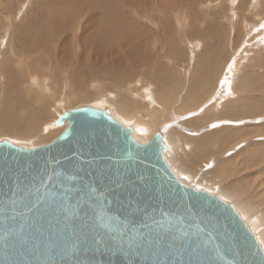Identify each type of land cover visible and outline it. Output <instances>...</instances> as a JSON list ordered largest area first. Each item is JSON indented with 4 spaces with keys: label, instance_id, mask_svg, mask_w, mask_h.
<instances>
[{
    "label": "rangeland",
    "instance_id": "obj_1",
    "mask_svg": "<svg viewBox=\"0 0 264 264\" xmlns=\"http://www.w3.org/2000/svg\"><path fill=\"white\" fill-rule=\"evenodd\" d=\"M80 1L74 0L71 5L65 0H0V104L3 106H0L1 123L3 124L5 113L11 114L12 119L16 116L18 121L25 116H22L18 109L9 107L7 110L5 83L8 79L5 80L11 73H6L3 62L13 64L12 70L15 69L16 72L12 75L16 74L17 77L18 73L28 74L29 70L33 69L38 71L36 84L29 83L28 87L32 88L35 85L34 89H28L29 95L38 98L36 106H41L42 100L47 103L49 110L48 115L43 118L37 131L32 135L25 139H16L12 137L10 131H4L0 133V143L9 141L16 146H26L29 149L51 144L57 141L67 128L68 123H65L61 125L64 129L62 128L58 135L48 134L51 130L53 132L60 130L58 128L61 126L55 125L58 116L66 111L83 107L110 109L115 120H121L117 117L118 113L122 114L121 110L124 115L118 116H123L126 120L131 119L134 113H137L136 117L145 114L141 116L145 119L148 110L145 109L147 101L139 97L143 96L148 100L147 95H150L154 101L163 102L160 106L172 107L170 117L166 116L167 112L161 111L163 125L161 124L162 127L158 130L163 131L165 135L164 143L169 148L164 152V159L172 172L185 185L220 199L219 193L222 194V191H227L230 195L234 192L236 196L233 194L235 196L232 198L233 201L227 198L221 200L233 206L241 217H243L242 213L249 216L254 214L256 216L253 215L254 222L258 223L259 219L264 218V0H137L138 8H134L133 12L128 7H117L116 9L126 16L123 19L124 23L128 24L120 23L123 24L124 29L131 25L128 20L130 16V19L138 21L140 25L138 29L143 27L149 32V35L142 36L145 37L143 40L146 44L149 43L146 45L147 49L143 42L140 43L148 52L147 61L138 60L136 65L131 64L132 66L127 67L120 55L106 60L109 63L108 67L114 69L117 76L102 74L101 69H104V66L98 69L101 73L97 76L93 74L96 70L90 72L91 75H87L88 69L78 65L79 58L85 53L90 54L89 61L93 60L94 53L101 47L97 46V49L89 52L81 44H77L81 50L77 48V55H74L77 45L72 39L82 34L81 31L74 32V29L78 26V19L86 10L85 6L78 3ZM256 2L260 4H257L259 5L257 8H255ZM107 12L102 10L105 16L107 14L106 18H111L112 15L113 18L115 17V13ZM144 12L146 15L143 14ZM54 13L59 15V19L64 18L61 22L65 28L60 27L61 30H58L59 27L49 25V16L54 17ZM102 13L101 16L104 15ZM36 18L41 20L37 22ZM83 23L87 25L85 20ZM110 29L115 35L110 41L117 49L116 44L123 38L122 31L115 32L114 26ZM110 31L108 29L106 32ZM125 31L127 34H133L131 26ZM53 38L57 42L51 40ZM31 42L36 44L41 42L43 45L39 44L40 48L34 46L35 49L31 47L33 52L29 50L30 46L22 48L23 45ZM127 47L124 42L120 46V52H124ZM24 49L30 51L29 56L20 54V50ZM72 54L75 57L70 56ZM38 63L41 70L37 68ZM112 65L113 68L110 67ZM45 69H47L46 74ZM48 77L51 78L50 82ZM44 79L47 80L44 82ZM93 81L96 83L92 84ZM148 85L152 86L147 88ZM25 87L26 85L23 89ZM154 88L155 90H151ZM147 89H150L149 92H145L148 91ZM11 92L18 95L19 90L16 93ZM168 93L172 99L164 104L163 95ZM136 94H139L138 98ZM187 95L191 96L189 100L191 104H187L185 99ZM124 106L127 108H123ZM13 112L16 115L12 114ZM30 116L27 115V121L34 118L33 114ZM125 123L121 124L126 128L134 125ZM224 129L228 133L231 132L232 137L230 133V137L221 140L222 136L218 134L223 133ZM174 133L180 135L176 134L175 137ZM137 142L146 144L141 139ZM252 153H260L261 156ZM252 155L256 156L253 157L255 161L251 158ZM174 158L178 165L186 166L184 169L188 167L186 172L173 170ZM189 160L191 162L188 166ZM205 182L211 185L210 189H203L208 187ZM241 219L246 221L245 218ZM250 220L253 222L252 217ZM245 224L250 229L247 222ZM250 231L255 235L251 229ZM258 243L260 244L259 240ZM260 246L263 250L261 244Z\"/></svg>",
    "mask_w": 264,
    "mask_h": 264
},
{
    "label": "water",
    "instance_id": "obj_2",
    "mask_svg": "<svg viewBox=\"0 0 264 264\" xmlns=\"http://www.w3.org/2000/svg\"><path fill=\"white\" fill-rule=\"evenodd\" d=\"M35 149L0 143V264H264L233 206L167 165L108 109L66 111Z\"/></svg>",
    "mask_w": 264,
    "mask_h": 264
},
{
    "label": "bare ground",
    "instance_id": "obj_3",
    "mask_svg": "<svg viewBox=\"0 0 264 264\" xmlns=\"http://www.w3.org/2000/svg\"><path fill=\"white\" fill-rule=\"evenodd\" d=\"M62 1H64V0H62ZM66 2H69L71 5H72V3L71 2H73L74 0H65ZM80 1V0H79ZM141 1V0H140ZM258 1V0H257ZM137 0H81L80 2H78V3H80V5H82V6H85V8H86V10H85V12H83V14H82V16H80V18L78 19V26H76V28L74 29L75 31L74 32H79V31H81L82 32V34L80 35V37L78 36V37H75L74 39H72V40H74V42H75V44L77 45V44H81L84 48H85V50H87V51H89V52H93L95 49H97L96 47L97 46H101L100 47V50H96V52L94 53V58H93V60H91V61H89V55H88V53H85V55L83 56V57H80L79 58V62H78V65H79V67H81V68H87L88 70L86 71V74L87 75H91L90 74V72L91 73H93V72H95V70H96V72L95 73H93V74H96V76H97V74H99V73H101V72H103L102 74H104L105 76L106 75H110V76H112L113 74H114V76H117L116 74H115V72H114V69H110L109 67H108V62H106V60L108 59V58H115L114 56H118V55H120L121 56V58L123 59V61H125L126 62V66L128 67L129 65H131V64H133V65H136L140 60H143V61H147L148 60V58H149V55H148V52L146 51V49H147V46L146 45H149V43H148V40H147V43L148 44H146V41L145 40H143L145 37H142V36H147V34L149 35V32L148 31H145L144 30V28L143 27H140L141 29H138L139 27H138V21L136 22V21H134V20H132V18L130 19V16H129V19L128 20H130L129 21V23H131V25H129V26H131L132 27V29H133V34L132 35H130V34H127V32L125 31L129 26H127V27H125L126 29H124V27H122V25L123 24H120V23H124L125 21H124V17H126L125 15H123L121 12H120V10L118 11L116 8L117 7H128V8H130L131 10L130 11H134V8L136 9V8H138V4H137ZM143 2V1H142ZM260 2V1H259ZM146 3V2H145ZM151 3V2H150ZM140 4V3H139ZM142 4H144V3H142ZM257 4H259V3H257L256 2V5ZM145 5V4H144ZM260 5V4H259ZM259 5H257L255 8H257ZM147 6V5H146ZM150 6V5H149ZM151 7V6H150ZM155 7V6H154ZM143 8V7H142ZM63 9V8H62ZM154 9V8H153ZM102 10H105L106 12L108 11L109 13H111V12H113V13H115L114 15H115V17L113 18V15H112V17L111 18H106V16H107V14H106V16H105V14L104 13H102ZM129 10V9H128ZM141 10V9H140ZM145 10V9H144ZM148 10V9H147ZM129 11V12H130ZM146 11V10H145ZM107 12V13H108ZM104 14L103 16H101L100 14ZM108 13V14H109ZM113 13H111V14H113ZM55 14V13H54ZM53 14V15H54ZM143 14H145V12L143 13ZM130 15H131V12H130ZM133 15V14H132ZM146 15V14H145ZM57 15L55 14L54 15V17H52V16H49V18H50V26H51V24H53V25H55V27H59V28H57L58 30L60 29V27H64V25L62 24V20L64 19V18H60L59 19V15L56 17ZM110 16V15H109ZM62 17V16H61ZM85 17V18H84ZM119 17H121V18H119ZM146 17V16H145ZM48 18V19H49ZM114 20H113V19ZM139 19L141 18L140 16L138 17ZM147 18V17H146ZM36 19H38L37 20V22H39V20H41V18L39 19V18H36ZM120 19H121V21H123V22H121L120 21ZM86 21V23H87V25H84V23H83V21ZM113 20V21H112ZM42 21H44V20H42ZM45 22V21H44ZM155 22V21H154ZM153 22V23H154ZM46 23V22H45ZM81 24V25H80ZM124 24H126V23H124ZM128 24V23H127ZM126 24V25H127ZM152 24V23H151ZM53 25H52V27H53ZM112 26V27H111ZM113 26L114 27H116V30H115V32H118V33H121V31H122V36H123V38L122 39H120V41L116 44V45H118V48L116 49V47L112 44V42L110 41L112 38H114L115 37V35L113 34V32L112 31H110L111 29L110 28H113ZM140 26V25H139ZM80 27H82V29H78V28H80ZM98 27H100L101 29H99ZM65 28V27H64ZM95 28V29H94ZM92 29H94V30H92ZM109 29V31L110 32H106L107 30ZM58 30H56V31H58ZM61 30V29H60ZM142 31H145V32H143L142 33ZM59 32V31H58ZM73 32V33H74ZM114 32V33H115ZM146 33V34H145ZM79 34V33H78ZM55 35V34H54ZM120 35V36H121ZM57 35H55V37H56ZM125 36V37H124ZM53 37V36H52ZM58 37V36H57ZM66 37V36H65ZM72 37H73V35H72ZM50 39V38H49ZM51 40H53V41H55V42H57L56 41V39H51ZM35 41V40H34ZM68 41V40H67ZM25 42V41H24ZM37 42V41H36ZM44 42V41H43ZM49 42V41H48ZM71 42V41H70ZM124 42L126 43V45H128V47H127V49L124 51V52H120V46L121 45H123L124 44ZM144 43L145 44V46H146V49H145V46L144 45H142V44H140V43ZM39 44H42L41 42L39 43ZM39 44H36V43H33V42H31V43H28V44H25V45H23L22 46V48H24V46L25 47H28V46H30V48H29V50L31 49V47H33L34 48V46H39V48H40V45ZM43 45V44H42ZM78 46L79 45H77V46H75V50H74V55H77L76 53H77V48H78ZM35 47V48H36ZM44 47V46H43ZM34 48V49H35ZM46 48V47H45ZM28 49V48H27ZM47 49V48H46ZM33 49H31L30 51H32ZM36 50H38V49H36ZM78 50H79V48H78ZM81 50V49H80ZM79 50V51H80ZM83 50V49H82ZM84 50V51H85ZM30 51H28V50H26V49H24V50H20V54L21 55H23V56H25V55H27L28 54V56H29V52ZM40 51H42L41 49H40ZM46 51V50H45ZM33 52V51H32ZM31 52V53H32ZM34 53H35V51H34ZM35 54H37V53H35ZM67 54V53H66ZM70 54V53H69ZM70 55V56H74V55ZM32 55V54H31ZM93 54H91V56H92ZM90 56V57H91ZM75 57V56H74ZM152 57V56H151ZM44 58V57H43ZM50 58V57H49ZM65 58V57H64ZM122 59H120V60H122ZM151 59V58H150ZM48 60V59H47ZM59 60V59H58ZM67 60V59H66ZM139 60V61H138ZM77 61V60H76ZM103 61H105V62H103ZM150 61H152V59L150 60ZM37 62V61H36ZM40 62V61H39ZM45 62V61H44ZM4 63V64H3ZM2 63V65H3V67H4V70H6V73L8 74V73H11V74H9V76H7L6 77V80L5 81H7V79H8V81L5 83V85H6V87H5V99H6V107H7V110H9V107L11 108V109H18V111L20 112L21 111V113H22V116H24V117H22L21 119L23 120H19L18 121V118H16V116H15V118H13L12 119V115L10 114V115H7L6 113H5V115H4V117H3V124L1 123V121L2 120H0V133L1 132H7V131H10L11 132V135H12V137H14V138H16V139H21V138H23V139H25V138H27V137H29L30 135H32L34 132H36L37 131V129H38V127H39V125H40V123H41V121L42 120H44L43 118H45L46 117V115H48L47 113H49L48 111V106H47V103H44V101H42L41 100V106H36V103H38V101H37V99L38 98H36V97H34V96H31V95H29V91H28V89H34V87H35V85L34 86H32V88H31V86L30 87H28L29 86V83H31V84H36V76H37V73H38V71H36V70H29V73L28 74H22V73H18L19 75H18V77H17V75L15 76V75H12V73L13 72H16L15 71V69L14 70H12L13 69V67H12V63H6V62H3ZM23 63V62H22ZM73 63V62H72ZM76 63V62H75ZM130 63V64H129ZM71 64V63H70ZM119 64H120V62H119ZM144 64V63H143ZM45 65V64H44ZM115 65V64H114ZM114 65H112V66H110L111 68H113L114 67ZM121 65H122V63H121ZM60 66V65H59ZM101 66H104L105 68L103 69H101L102 71L100 72L98 69H100V67ZM125 66V67H126ZM132 66V65H131ZM239 66V65H238ZM45 66H43V68H44ZM126 67V68H127ZM235 67V66H234ZM29 68H31V67H29ZM32 68H33V66H32ZM36 68V67H35ZM37 68H39L40 69V64L38 63V67ZM42 68V69H43ZM54 68V67H53ZM80 68V70H82ZM39 69H37V70H39ZM118 69H119V67H118ZM131 69V68H130ZM137 69V68H136ZM41 70V69H40ZM46 70L47 69H45V74L47 73L46 72ZM49 70V69H48ZM126 70V69H125ZM132 70V69H131ZM241 70V69H240ZM1 71V70H0ZM119 71L121 72V70L119 69ZM234 71H236V70H234ZM50 72V71H49ZM72 72V71H71ZM81 72H83V70L81 71ZM237 72V71H236ZM235 72V73H236ZM241 72V71H240ZM66 73H68V72H66ZM138 73H139V71H138ZM6 74V75H7ZM42 74H43V72H42ZM42 74H40V75H42ZM76 73H74V75H75ZM92 74V75H93ZM54 75V74H53ZM73 75V74H72ZM84 75V74H83ZM123 75V74H122ZM140 75V74H139ZM43 76V75H42ZM47 76V75H46ZM48 76L50 77V75L48 74ZM78 76V75H77ZM81 76V75H80ZM86 76V75H85ZM48 77V78H49ZM74 77V76H73ZM72 77V78H73ZM76 77V76H75ZM90 77V76H89ZM3 78V77H2ZM40 78V77H39ZM46 78V77H45ZM71 78V79H72ZM130 78V77H129ZM236 78V77H235ZM51 78H49L48 80H49V82L51 81L50 80ZM70 79V80H71ZM77 79V78H76ZM94 79V78H93ZM117 79H118V77H117ZM47 80V79H46ZM45 79H44V82L46 81ZM69 80V81H70ZM101 80V79H100ZM134 80V79H133ZM141 80V79H140ZM41 81H42V79H41ZM74 81V80H73ZM132 81V80H131ZM33 82V83H32ZM40 82V81H39ZM48 82V81H47ZM53 82V81H52ZM51 82V83H52ZM138 82V81H137ZM43 83V82H42ZM74 83V82H73ZM94 83H96V82H92V84H94ZM223 83V82H222ZM39 85L41 84V82L40 83H38ZM127 84V83H126ZM141 84V83H140ZM24 85H26V87H25V89H23L24 88ZM73 85V84H72ZM128 85H130L129 83H128ZM127 85V86H128ZM139 85V84H138ZM142 85V84H141ZM150 85V84H149ZM148 85V87L147 88H149V87H151V86H149ZM98 86V85H97ZM134 86V88H135V85H133ZM133 86H132V88L131 89H133ZM140 86V85H139ZM138 86V87H139ZM84 87V86H83ZM145 87H146V85H145ZM19 90V93H23L22 95H20L19 93H18V95L17 94H13L11 91H13L14 93H16L17 91ZM54 90H56V88L54 89ZM83 90V89H82ZM81 90V91H82ZM145 90H146V88H145ZM148 90V89H147ZM150 90V89H149ZM149 90L148 91H145V92H149ZM151 90H155V88L154 89H151ZM63 91V90H62ZM72 91V90H71ZM125 93H126V91L125 90H123ZM131 92L133 91V90H130ZM142 91H143V89H142ZM224 91V90H223ZM73 92V91H72ZM71 92V93H72ZM154 92V91H153ZM56 93V92H55ZM62 93V92H61ZM70 93V94H71ZM82 93V92H81ZM166 93V92H165ZM153 94V93H152ZM163 94V93H162ZM224 94V93H223ZM130 95V94H129ZM128 95V96H129ZM139 95V94H138ZM137 94L135 95V96H137L136 98H138L139 96H138ZM155 95V94H154ZM69 96V95H68ZM77 96V95H76ZM79 96H81V95H79ZM127 96V97H128ZM131 96V95H130ZM141 96V95H140ZM147 96H149L148 97V100H145L146 98L145 97H143V96H141V97H139V99L140 98H142L143 99V101H147V103L145 104V109H147L148 108V110H147V113L146 112H144V113H146V117L147 118H141V116H143V115H145V114H143V115H139L138 117H136V114L137 113H134L133 114V117L131 118V119H125L123 116H118V115H124V113H123V111L121 110V112H122V114H119L118 113V115H117V117H120L119 119H121V120H118V119H116V121H118L120 124L122 123V124H124L125 122V124L127 125V123H132V124H134L133 125V127L132 126H130L129 125V127L127 128V129H129V128H131L132 130H133V138H134V140L135 141H138V140H142V142H144V143H150L151 141H153V139H154V136L156 135V134H161L162 135V137H163V142H165L164 141V136L165 135H163V131H158L159 129H160V127H162V117H163V115H162V112L161 111H163V112H167L166 113V116H169L170 117V115H171V108H167V107H163V106H160V104L161 103H163V102H161V103H159V102H157V101H154L152 98H151V96L150 95H147ZM162 96V95H161ZM75 97V96H74ZM189 97V98H188ZM224 98H225V96H223ZM68 98V97H67ZM70 98V97H69ZM130 98H132V97H130ZM129 98V99H130ZM190 98H191V96H189V95H187V98H185L186 99V101H187V104H191V102H189V100H190ZM172 98L170 97V94L168 93L167 95H163V98H162V101H164V104H167L170 100H171ZM174 99V98H173ZM220 99H222V98H220ZM70 100V99H69ZM156 100V99H155ZM177 100V99H176ZM179 100V99H178ZM177 100V101H178ZM64 101V100H63ZM72 101V100H71ZM127 101V100H126ZM208 101V100H207ZM58 102V101H57ZM60 102V101H59ZM65 102V101H64ZM174 102L175 101H173L172 103L174 104ZM215 102V101H214ZM113 103V102H112ZM138 103H140V102H138ZM171 103V102H170ZM216 103V102H215ZM142 104H144V102L142 103ZM219 104V103H218ZM56 105V104H55ZM57 105H59L58 103H57ZM112 106L114 105V104H111ZM122 105V104H121ZM162 105V104H161ZM172 105V104H171ZM214 105V104H213ZM0 106H1V104H0ZM21 106V107H20ZM133 106V105H132ZM1 107H3V106H1ZM17 107V108H16ZM115 107V106H114ZM134 107V106H133ZM217 107H219V105L217 106ZM123 108H125V106L123 107ZM127 108V107H126ZM125 108V109H126ZM174 108V107H173ZM216 108V107H215ZM14 109V110H15ZM115 109V108H114ZM122 109V108H121ZM210 109V108H209ZM0 110H1V108H0ZM106 110V109H105ZM109 111H110V115H111V110L110 109H108ZM124 110V109H123ZM217 110V109H216ZM168 111H170V112H168ZM214 111V110H213ZM7 112H10V111H7ZM120 112V113H121ZM127 112V111H126ZM129 113V112H128ZM12 114H14V112L12 113ZM34 115V118L33 119H31L30 121L28 120L27 121V115L28 116H30V115ZM1 115V114H0ZM14 115H16V114H14ZM14 115H13V117H14ZM21 115V114H20ZM19 116V115H18ZM60 116V115H59ZM59 116H58V118H59ZM112 116V115H111ZM21 117V116H20ZM31 117V116H30ZM33 117V116H32ZM136 117V118H135ZM174 117V116H173ZM135 118V119H134ZM17 119V120H16ZM30 119V118H29ZM172 119V118H171ZM26 120V121H25ZM54 120H55V118H54ZM174 120V119H173ZM219 121V120H218ZM175 122V121H174ZM67 123V122H66ZM173 123V122H172ZM217 123V122H216ZM121 124V125H122ZM162 124V125H161ZM170 125V124H169ZM172 125V124H171ZM177 125V124H176ZM5 126V127H4ZM58 127V126H57ZM177 127L178 126H176L175 128L177 129ZM64 129V126L62 127H60V128H58V129H60V130H58V131H56V132H53L52 130H51V132L49 131L48 132V134H56V135H58L60 132H61V129ZM67 128H68V124H67ZM66 128V129H67ZM126 128V127H125ZM168 128V127H167ZM166 128V129H167ZM66 129H65V131H66ZM162 129V128H161ZM165 129V130H166ZM169 129V128H168ZM171 129V128H170ZM184 129V128H183ZM48 130V129H47ZM187 131H188V129H186ZM192 130V129H191ZM64 131V132H65ZM186 131V132H187ZM198 131V130H197ZM229 131V130H228ZM63 132V133H64ZM164 132H166V131H164ZM181 132V131H180ZM62 133V134H63ZM182 133V132H181ZM188 133V132H187ZM192 133V132H191ZM190 133V134H191ZM194 133V132H193ZM196 133V132H195ZM198 133V132H197ZM231 132H227V130L225 131V129H224V132L223 133H219L218 135L219 136H222V138H221V140H223V139H225V138H227V137H232V133H231V135L229 136V134H230ZM61 134V135H62ZM177 134V133H176ZM175 133H174V135H175V137L178 135H180V134H177L176 135ZM201 134V133H200ZM216 134V133H215ZM221 134V135H220ZM36 135V134H35ZM60 135V136H61ZM186 135H188V134H186ZM196 135V134H195ZM217 135V136H218ZM191 136V135H190ZM216 135H215V137H217ZM173 137V136H172ZM171 137V138H172ZM186 136H184V138H185ZM191 138V137H190ZM189 138V139H190ZM206 139V138H205ZM178 139L176 138V141H177ZM7 142H9V141H7ZM169 142V141H168ZM175 142V141H174ZM182 142H183V140H182ZM16 143V142H15ZM177 143H178V141H177ZM177 143H175V145L177 144ZM183 144V143H182ZM28 145V144H27ZM164 145L166 146V144L164 143ZM188 145V144H187ZM187 145H185V146H187ZM182 146V145H181ZM189 146H190V144H189ZM21 147H26V146H21ZM37 147V146H36ZM191 147V146H190ZM167 148H169L168 146H166V150H167ZM172 148V147H171ZM178 148H180V146H178ZM192 148V147H191ZM177 149V148H176ZM197 149V147L195 148V150ZM166 150L165 151H163V155H164V152H166ZM171 150V149H170ZM171 151H174V150H171ZM171 153V152H170ZM173 153V152H172ZM177 153H181V152H177ZM182 154V153H181ZM192 154V153H191ZM252 154H256V155H260V153H252ZM171 155V154H170ZM198 155H199V152H198ZM173 156V155H172ZM176 156H178V155H175V157ZM180 156H182V155H180ZM186 156V155H185ZM193 156V155H192ZM261 156V155H260ZM174 157V156H173ZM179 157V156H178ZM187 157V156H186ZM190 157H191V155H190ZM253 157H256L255 155H252V157L251 158H253ZM180 158V157H179ZM194 159V158H193ZM256 159V158H255ZM258 159V158H257ZM178 160V159H177ZM187 160V158L185 159V161ZM253 160H254V158H253ZM193 161H195V159L193 160ZM255 161V160H254ZM191 161L189 160V162H187L188 163V166H189V163H190ZM253 162V161H252ZM182 163V162H181ZM180 164V163H179ZM173 166H174V168H173V170H178V171H181V172H186V170L188 169V167L187 168H185L184 169V167H186V166H184V167H182V164H180V165H178V163H177V161H176V159L174 158V161H173V164H172ZM184 165V164H183ZM208 182V181H207ZM207 182H205V185L206 186H208V187H205V188H203V189H207V188H209V187H211V185H209ZM232 186V185H231ZM192 187V186H191ZM236 187V186H235ZM234 187V188H235ZM193 188H195V187H193ZM195 189H197V188H195ZM210 189V188H209ZM230 189V188H229ZM228 189V190H229ZM239 189V188H238ZM227 190V189H226ZM241 190V189H240ZM219 193V192H218ZM232 195H230V193H227V191H222V194H220L219 193V196L221 197V199L222 198H224V200L227 198V199H230V201L232 200V198H233V196L235 195V193L233 192V193H231ZM234 194V195H233ZM236 196V195H235ZM235 196H234V198H235ZM233 201V200H232ZM235 208H237V207H235ZM239 209V208H238ZM237 211V210H236ZM239 212V211H238ZM240 213H242V212H240ZM244 215H246L247 217H245ZM253 215L254 214H252L251 216H249L248 214H245V213H242V216L243 217H241V214H240V217L241 218H245L244 220H246L245 221V223L247 222V224L250 226V229L255 233V235H256V237H257V239L259 240V242H260V244L262 245V247H263V250H264V218H261V219H259L258 217V223H256V222H254V218L256 217L255 215V217H253ZM253 218V222H251V220H250V218Z\"/></svg>",
    "mask_w": 264,
    "mask_h": 264
}]
</instances>
